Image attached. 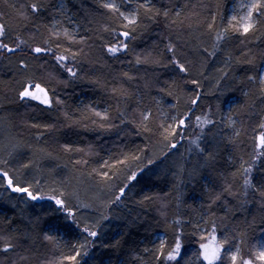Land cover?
I'll return each mask as SVG.
<instances>
[{"label":"trees","instance_id":"16d2710c","mask_svg":"<svg viewBox=\"0 0 264 264\" xmlns=\"http://www.w3.org/2000/svg\"><path fill=\"white\" fill-rule=\"evenodd\" d=\"M117 2L135 7V24L126 28L105 0H0V40L9 47L26 41L0 55V162H7L0 167L43 197L0 187V248L9 238L18 245L0 251V264H71L64 257L86 240L92 243L81 250L80 264H177L155 259L161 241L167 255L177 235L178 264H191L201 243L225 238L240 246V257L252 258L264 232V156L252 159L254 138L264 131V10L244 34L233 30L238 20L229 24L236 0ZM32 4L40 10L32 12ZM118 41L127 49L109 54ZM40 45L52 51L31 52ZM55 55L69 57L64 63L76 75ZM173 57L188 71L179 72ZM29 81L47 90L50 105L19 98ZM164 98L186 121L175 136L164 131L175 124L159 107ZM196 117L212 123L201 129ZM197 137L199 148L191 143ZM242 162L253 164L255 187L245 188ZM104 172L111 180L103 181ZM126 183L121 201L110 204ZM61 192L75 219L49 199ZM85 225L98 235L88 237ZM228 245L217 264H229Z\"/></svg>","mask_w":264,"mask_h":264},{"label":"snow or ice","instance_id":"6c2138e0","mask_svg":"<svg viewBox=\"0 0 264 264\" xmlns=\"http://www.w3.org/2000/svg\"><path fill=\"white\" fill-rule=\"evenodd\" d=\"M148 3V0H145V3L140 5V7H146ZM106 9H110L113 12H118L121 17L124 18V20L128 21V24L125 25L127 28L129 25L135 24L136 23V15L132 14L131 16L125 15L124 12H121L119 8L117 7L116 3L113 2V0H108V2L103 3L102 5ZM31 11L32 12H38L40 9L37 4H32L31 6ZM241 7H247V12L246 15L240 17L239 21H237V17L233 16L231 20L229 21V24H232L233 21H237L239 24V27L234 28V31H240L242 28V32L244 34L249 33L250 30H254L255 25H256V20L254 17V12L257 14L261 13V10H264V0H251L250 3H248L246 6L241 5ZM165 16H167V12L164 13ZM209 28H212V25H209ZM6 31V25L0 24V38H2L5 35ZM124 37H129L130 33L128 31H124L121 33ZM222 34L217 35V40L221 39ZM18 43L16 44L15 47H9L7 43L2 42L0 40V55H4L5 53H14L18 48H20L21 44H25L26 41L21 40L17 38ZM45 44L47 41L44 42ZM127 49V44L124 41H118V44L115 46H111L107 48V52L111 55H115L116 53L126 50ZM31 52L37 54V56H40L42 54L51 52L52 49L45 48V47H30ZM169 52H174V46L169 45L168 49ZM209 55H212V53H209ZM72 59H75V54H72ZM69 59V57L61 55L56 57V62L57 64L60 65L61 68H64L70 75L75 76L76 72L71 68L68 67L64 61ZM141 61L138 59L137 63H140ZM170 63L174 64L179 72L184 73L187 72L188 69L185 67L184 64L180 63L178 59L173 57L170 61ZM251 63V61H249ZM21 67L26 68L27 64L25 61L20 62ZM249 80L256 79L253 76L248 77ZM261 85H264V74L260 75L259 77ZM192 83H196V81H192ZM19 98L21 100H26V99H32V100H37L41 104L45 105H50L51 101L48 96V92L44 87H41L40 83H32L29 81L27 86L23 87V90L19 92ZM59 103V101H57ZM197 99L192 100V104L195 105L197 103ZM96 116H102L104 120H107V115L102 114L100 112L95 113ZM187 113H185V117H187ZM142 121L146 122L149 119V115L146 113H142ZM173 121H175L174 125H169L168 128H165L164 131L167 133L169 128L171 129L170 135L175 136L178 131L183 130L184 127H186V121L184 118H177L173 117ZM196 121L201 129H203L204 125L206 124H211L212 121L208 120L207 118L202 119L201 117H196ZM123 123V121H121ZM101 127H104L103 124L100 125ZM163 127V125H162ZM259 128L264 130V123H261L259 125ZM147 130V129H145ZM239 135V133H237ZM165 139H168V135H165ZM197 140H199V137L196 139L192 140L191 143L196 144V146L199 148V144L197 143ZM254 144H255V149H256V154L253 156V162L260 158L261 156H264V131L261 132L260 135L256 136L254 138ZM170 147L174 148L176 147L175 144L170 145ZM203 151V149H201ZM131 159H139V157H132ZM3 164H7V162H0ZM149 164L153 163L152 160L148 161ZM30 165L25 164L23 165L24 168H28ZM143 167V166H141ZM140 171L138 168L136 171L132 172L131 175L127 177L128 181H133L137 177V173ZM253 171V164L248 163L247 166L245 167V162L241 163V169H240V175L243 176L244 178V186L245 188H250V187H255L252 184L251 181V173ZM102 178L104 182H107L111 180V177L109 176L108 172H104L102 174ZM6 187L8 189H11L13 192L16 193H23L26 195V197L30 200H37V199H42L43 197L38 195V194H33V191L30 190V188H34L35 185H29L28 187H23L20 185L19 181L17 178H14L12 175H10V170H5L4 167H0V187ZM128 187V184L126 183L123 187L119 188L118 194L115 196L114 200L109 201L110 204H115L121 201L122 197L125 195L126 189ZM262 196H264V192L261 193ZM66 196V193H59L57 196L49 197V199H53L55 201V204L58 206V209L64 210L68 212L69 216H72L73 219H75L74 214L72 213L71 209L68 208V205L66 203V199L64 198ZM219 199V197H217ZM84 207H88V205H84ZM103 219H108V217H103ZM90 225H85L83 228V232L87 233L88 237H96L98 233L96 231H89ZM215 226L213 227V233H215ZM5 238L3 236H0V241H3ZM45 239L51 240L52 237L50 236H45ZM215 235H213V241H215ZM92 243V241L86 240L85 245H81L80 249H75V254L74 255H69L64 257L65 260L70 261L71 264H80V261L78 260V257L81 256L82 251L84 253L87 252V244ZM229 240L225 238L223 241L217 242L215 246H210L209 244H204L201 243L200 249L202 250L199 253V256L197 257L198 259H202L203 262H206V264H217V261H220L222 259V252L221 249L224 247V245L229 244ZM17 243L12 240L11 238L8 239V242L3 243L2 248H0V251L2 252H9L11 250H14L17 247ZM255 247V246H254ZM163 249H164V242L161 241L160 244V250L161 253L155 257L156 260H161L163 259L165 262L168 261H177L178 264V258L181 257L182 254V242L181 238L179 235L176 236L175 238V244L174 247H171V249L167 252V255H163ZM147 252L148 249H145ZM240 253V246L237 245L235 252L231 254V264H254V262H259V264H264V244H260L258 247H255V250L252 252L251 257L249 259H243L240 257L238 254ZM21 259H24L21 257ZM13 264H15V261H13Z\"/></svg>","mask_w":264,"mask_h":264},{"label":"rangeland","instance_id":"374dc122","mask_svg":"<svg viewBox=\"0 0 264 264\" xmlns=\"http://www.w3.org/2000/svg\"><path fill=\"white\" fill-rule=\"evenodd\" d=\"M236 1L237 2L235 4V6L233 7L234 10H232V16L237 17V20L239 21V19H240L239 17H242V15L243 16L246 15V12H247V7H241V5L246 6L248 3L251 2V0H236ZM105 2H108V0H105ZM113 2L116 3L119 10L121 12H124L125 15L131 16L132 14H135L136 10H135L134 6L123 7L117 2V0H113ZM62 7H63V5L60 3V8H62ZM262 74H264V67H263V73ZM159 107L161 108L164 117H166L167 115H169L170 118L174 117V115L172 113V103L169 100H166L165 98L159 99ZM52 231L55 232V229H53ZM258 242H259V245L264 244V232H262V234L259 236ZM210 246H212V245H210ZM236 246H237V244L230 242L228 247H225V252L228 255V258L230 260V262H228L229 260L227 261L229 264H231V254L235 252ZM198 256H199V253L196 252L190 260L192 262L191 264H202L201 260L197 258Z\"/></svg>","mask_w":264,"mask_h":264},{"label":"bare ground","instance_id":"6f19581e","mask_svg":"<svg viewBox=\"0 0 264 264\" xmlns=\"http://www.w3.org/2000/svg\"><path fill=\"white\" fill-rule=\"evenodd\" d=\"M237 2V1H236ZM235 5V4H234ZM237 6V5H236ZM237 8V7H236ZM234 10V9H233ZM238 10V9H237ZM246 10V9H245ZM239 12V11H238ZM243 13V12H242ZM255 13V12H254ZM238 16V15H237ZM243 16V15H242ZM233 17V16H232ZM240 18V17H239ZM230 19V18H229ZM126 22V21H125ZM228 22V21H227ZM125 24H127V23H125ZM235 24H237L238 25V23H235ZM234 26H236V25H234ZM41 46V45H40ZM37 47V46H36ZM41 47H43V46H41ZM104 50H106L105 48H104ZM54 54V53H53ZM65 56V55H64ZM55 57H56V55H55ZM262 73H263V71H262ZM262 73H261V75H262ZM38 81V80H37ZM46 82V81H45ZM47 83V82H46ZM49 83V82H48ZM44 85V84H43ZM46 88H47V86H46ZM57 96V95H56ZM55 96V97H56ZM61 96V95H60ZM58 97V96H57ZM58 99L60 100V97H58ZM61 101H62V99H61ZM60 101V102H61ZM58 103V102H57ZM259 131V130H258ZM261 131V130H260ZM261 134V133H260ZM258 135V134H257ZM256 136V135H255ZM186 139V138H185ZM185 139H183V140H185ZM185 142V141H184ZM188 142V141H187ZM255 146V145H254ZM175 149V148H174ZM252 174V173H251ZM34 191V190H33ZM34 193V192H33Z\"/></svg>","mask_w":264,"mask_h":264}]
</instances>
